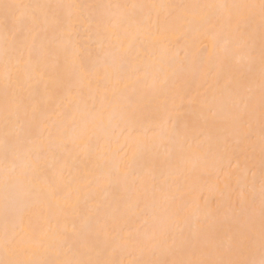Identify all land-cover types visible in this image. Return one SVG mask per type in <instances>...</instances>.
Returning <instances> with one entry per match:
<instances>
[{"label":"snow or ice","instance_id":"obj_1","mask_svg":"<svg viewBox=\"0 0 264 264\" xmlns=\"http://www.w3.org/2000/svg\"><path fill=\"white\" fill-rule=\"evenodd\" d=\"M0 264H264V0H0Z\"/></svg>","mask_w":264,"mask_h":264}]
</instances>
